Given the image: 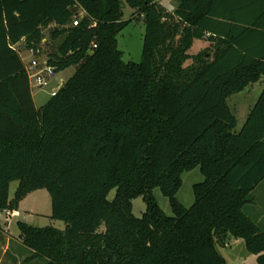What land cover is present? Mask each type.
Here are the masks:
<instances>
[{"label":"trees","instance_id":"16d2710c","mask_svg":"<svg viewBox=\"0 0 264 264\" xmlns=\"http://www.w3.org/2000/svg\"><path fill=\"white\" fill-rule=\"evenodd\" d=\"M172 1L173 13L126 0L136 12L124 21L121 0H0V233L1 215L40 189L66 224L18 221L29 260L228 264L217 243L231 236L264 264V229L245 211L264 180V88L238 132L228 103L264 78V0ZM138 17L143 60L125 63L118 35ZM204 39L215 44L189 54ZM17 45L55 73L77 67L40 108ZM197 167L204 181L186 207L182 176Z\"/></svg>","mask_w":264,"mask_h":264},{"label":"rangeland","instance_id":"374dc122","mask_svg":"<svg viewBox=\"0 0 264 264\" xmlns=\"http://www.w3.org/2000/svg\"><path fill=\"white\" fill-rule=\"evenodd\" d=\"M124 4L123 9V20H131L136 12L135 9L130 7L126 0H121ZM46 36L49 37L50 33L48 30L45 31ZM145 36V21L144 18L138 17L131 21L118 35V48L123 52V61L125 63L135 62L140 63L143 60V45ZM20 46V45H19ZM22 46V45H21ZM21 46L19 49H21ZM197 49H192V52H196ZM191 52V51H190ZM21 54L25 58V63L29 62L28 52L21 49ZM191 61H188L190 63ZM76 66H71L64 71L56 73L55 76L50 80L49 84L43 89H33L35 102L38 107L45 103L50 98V93L56 91V85L62 79L67 81L76 71ZM264 78L252 84L247 91L240 95H233L229 98L228 103L232 110V113L236 116L238 124L235 129L236 132L240 131L243 127L248 113L249 104L256 101L260 96V93L264 87ZM55 89V90H54ZM238 98L248 99V103L236 104L235 100ZM244 109H243V108ZM247 109V110H245ZM183 185L177 195L178 199L186 206L190 207L194 203L193 187L195 184L204 181V176L197 167L191 171H187L183 174ZM19 186V182H12L9 190V198L13 199L16 190ZM154 194L160 207L169 216L173 215V211L169 202V199L165 197L160 189H155ZM115 196V190L109 194V199H113ZM251 202L245 208V211L260 223L264 229V180L256 187V189L250 194ZM132 208L135 216L141 217L146 211V203L142 196L136 197L132 200ZM19 213L15 216H7L6 213L1 215L2 220L6 223L10 222V230L15 235L19 232L18 221H24L35 227H47L53 226L55 228L64 230L66 227L65 222L55 220L52 218V201L50 193L47 189H40L30 193L24 200L19 204ZM18 236V235H16ZM218 252L227 260L228 264H258V256L247 251L245 243L242 239H236L228 236L223 243H217ZM3 256V247L0 246V257ZM9 254L5 257L8 259ZM6 261V260H5ZM24 258L20 259L22 264ZM37 264H44V262L36 261Z\"/></svg>","mask_w":264,"mask_h":264},{"label":"crops","instance_id":"0c3cea01","mask_svg":"<svg viewBox=\"0 0 264 264\" xmlns=\"http://www.w3.org/2000/svg\"><path fill=\"white\" fill-rule=\"evenodd\" d=\"M157 1L160 2L169 12H171V13L174 12L175 5H174L172 0H157ZM214 44L215 43L212 42L210 39L196 40L194 42L192 48L190 49L191 52L189 51V54L196 55L200 51H202V50H204L206 48L212 47ZM19 47H20L19 45L16 46V48H19ZM194 48L197 49L196 52H192V49H194ZM20 56H21L23 62L25 63V58L21 54V52H20ZM211 58H212V55H211ZM25 66H27L26 63H25ZM64 82H65V80L62 79L59 83H57L55 88H57V87L60 88L63 85ZM251 86H252V84L249 85L244 91H242V92H240L238 94H235V95H240V94L244 93ZM34 88L35 87L33 86V84H31V91H32V96H33V100H34L35 106L37 108H40V107L37 106V104L35 102V97H34V93H33V89ZM51 96H52V92L50 93V97ZM259 97H258V99H259ZM258 99L256 101H253V103L251 105L248 103L250 101L248 99H245V98H238L237 100H235V103L236 104L237 103L240 104V103H243V102L245 104L248 103L249 104L248 109L250 111L254 107V105L256 104ZM45 103L41 104V106L44 105ZM245 110H247V109H245ZM15 212L19 213V211H15ZM2 223H3V228H4L5 232L0 233V246L3 247V256L0 257V264H20V259L22 257L24 258V261H22V264H37L36 260H29V255L30 254L27 252V250H25V248L22 245V242L19 240V238H18L19 234L17 233L16 235H18V236H16L14 233L11 232V230H10V227H11L10 222L6 223L5 220H2ZM8 254H9L8 259H6L5 257Z\"/></svg>","mask_w":264,"mask_h":264},{"label":"built area","instance_id":"2783aa9c","mask_svg":"<svg viewBox=\"0 0 264 264\" xmlns=\"http://www.w3.org/2000/svg\"><path fill=\"white\" fill-rule=\"evenodd\" d=\"M84 13L81 12L80 16ZM79 18L73 21V25H78ZM94 47L96 45L94 44ZM29 54V62L26 66L27 73L30 79L31 84L37 89H43L46 87L50 80L55 76V68L48 65L45 55L42 53L40 49H30L28 51ZM60 89V88H58ZM58 89L52 92L54 95ZM7 216H15L17 213L15 211L7 210L5 211Z\"/></svg>","mask_w":264,"mask_h":264}]
</instances>
